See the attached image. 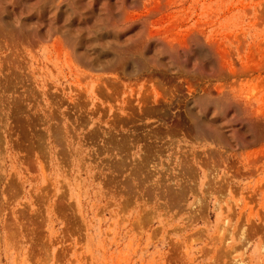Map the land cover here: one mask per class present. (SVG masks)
<instances>
[{"label":"rangeland","instance_id":"1","mask_svg":"<svg viewBox=\"0 0 264 264\" xmlns=\"http://www.w3.org/2000/svg\"><path fill=\"white\" fill-rule=\"evenodd\" d=\"M28 1L30 12L25 20L28 30L32 27L30 36L36 35L34 32L39 28L45 36L29 54V67L42 80V85L49 82L48 86L56 89L59 105L71 98L77 103L72 107L75 110H70L72 118L68 114L63 116L64 135L60 144L59 138L52 136L54 131H49L53 119L42 111L43 117L48 119L42 125V135L45 132L42 153L46 158L42 156V166L47 162L42 167L45 176L36 169L26 173L19 168L12 152L2 153L7 158V171L14 167L19 172V194L10 206L17 209L12 214L7 213V219L0 222V264H234L229 262V257H246L245 264H264V0H108L105 9L96 2L89 14L85 8L89 0L79 3L78 0L77 3L75 0ZM59 2L61 8L54 13L53 5ZM17 8H9L10 19L17 15ZM37 10L44 12L39 14ZM33 11L39 16H34ZM195 28L204 32V43H215V54L220 57L217 67L222 69L218 68L217 74L209 62L211 51L203 55L193 48L190 34ZM148 32L153 38L146 44ZM57 33H62L67 40L71 35L73 42L66 40L69 45L81 47L79 50L90 58L98 56L104 67L112 65L103 75L113 81L105 83V80L99 86L98 81L79 74L80 80L78 73L67 66L66 57L56 56L53 40ZM166 37L172 40L174 47L177 44V49L180 46V50L162 43V38L168 40ZM181 43L187 45V49H183ZM181 48L186 54L190 53L189 58ZM130 50L143 61L136 70L128 56ZM113 57L116 61L118 57L119 61L126 57L128 60L118 63ZM220 61L226 68L219 65ZM80 62L78 69L92 74ZM182 63L185 66L181 68L189 71L180 70ZM128 68L134 70L131 75L127 74ZM94 85L100 91L106 89V93L93 89ZM80 90L84 95L79 94ZM82 95L86 106L80 101ZM101 96H105L103 100ZM231 98L239 100L240 106L231 105ZM78 104H83L82 111ZM61 106L59 109L65 111ZM22 119L26 121L23 123ZM22 119L17 124L21 121L28 134L19 124L16 125L17 135L20 133L21 138L28 135L31 139L23 136L24 143L31 142V147L37 151L40 147L38 127L29 125L32 124L30 119ZM65 121L75 127L74 135L66 132ZM30 126L33 130L28 128ZM92 126L98 129L96 135ZM45 128L49 129L45 131ZM91 130L93 135L89 134ZM87 133L98 135L91 137L96 143ZM18 136V141L23 142ZM58 145L65 146L68 157L64 156V151L58 153ZM138 162L140 167L141 163L148 164L147 168L143 166L141 170ZM208 170L215 171V175ZM206 174H210L213 185L208 183L205 187V180L209 178ZM43 183L47 188H42L39 202L41 197L35 194L40 186H45ZM167 192H171V196ZM182 192L185 201L181 200L179 193ZM201 197L205 203L196 202ZM7 210L9 208L5 212ZM226 216L231 230L225 246L230 251L229 257L217 250L222 241L216 239L218 224ZM240 228H243V236ZM245 235L248 242L243 246Z\"/></svg>","mask_w":264,"mask_h":264},{"label":"bare ground","instance_id":"2","mask_svg":"<svg viewBox=\"0 0 264 264\" xmlns=\"http://www.w3.org/2000/svg\"><path fill=\"white\" fill-rule=\"evenodd\" d=\"M28 0H0V222H1V220L3 219H7V217L9 216L7 213H9L10 212V214H12L13 213V211L15 210V209H17V208H13V207H10L11 206V203H12V201L18 196V194H19V191H18V189H17V180L19 179V172H17V170H16V168H14L13 167V170L12 171H7V169L5 168L6 167V162H7V158L5 157V156H3L2 155V153L3 152H12L13 153V155L15 156V159H16V161H17V164L19 165V168L20 167H22L21 169H23L26 173L27 172H29V170H32V169H36L37 171L39 170L41 173L43 172V169L44 168H42V167H45L46 165H47V162H46V165L45 166H42V156H43V153H42V150H43V148H42V136L45 134V132L43 133V135H42V125H45L46 123H47V118H44L45 117V115H44V117H43V115H42V111H45L46 113H47V115H48V118L49 119H53V123H51V124H49V126H51L50 127V130L49 131H54L53 133H52V136L54 135V137L56 138V137H58L59 138V140H60V142L58 143V141H57V143L58 144H60V143H63V141H62V137H63V135H64V132H63V130H64V124H63V121H64V119H63V116L65 115V114H68L69 116H70V118H72V114L70 113V110H72V109H74V108H72V107H75V104L77 103H75L74 101H73V98H71L70 100H65V101H63L61 104H64V105H59L58 104V102H57V100L56 99H58V97H56V96H59L58 95V93L56 94L55 92V90H53L51 87H49L48 86V84H50L49 82H48V84H46L48 87H46V85H42V80H39L38 79V77H36L35 76V72H34V69L33 68H31V67H29V62H30V53H32V51L34 52V50H35V47L40 43V42H42V39H45V36H42V31L40 30V28H39V30H37V32H34L36 35H33V36H30V34H33V33H29L30 32V29H32V27L28 30V28H27V24H26V20H25V18H26V16H28L27 14L30 12V11H28V8H27V4H28V2H27ZM37 1V0H36ZM76 1V3H77V0H75ZM82 0H78V3L79 2H81ZM99 1V2H98ZM124 0H121L120 2H123ZM161 1V0H160ZM160 1H158L159 3H161ZM165 1V0H164ZM96 2H98L99 4V6L102 8V9H105V7H107L108 5H107V3H109L108 2V0H89L88 1V5L85 7V8H87V11H86V13H90L89 11L95 6V3ZM157 2V3H158ZM33 3H34V1H32L31 2V4L33 5ZM53 3V2H52ZM60 3L61 2H59L58 4L56 3L55 5H53L54 7L52 8V11L55 13V11L57 12L61 7H60ZM165 3V2H164ZM70 3H68V5H69ZM97 4V3H96ZM120 4V3H119ZM166 4V3H165ZM165 4H164V6H165ZM61 5H63V4H61ZM123 5V4H122ZM156 5V4H155ZM168 5V4H167ZM35 6V5H34ZM41 6V5H40ZM49 6V5H48ZM79 8H80V5H77ZM158 6V5H157ZM163 6V5H162ZM12 8V9H14V7H18L17 8V15H15L14 14V17H13V19L11 20L9 17H10V13H11V9H9V8ZM100 8V9H101ZM149 8V7H148ZM46 9V8H45ZM54 9V10H53ZM94 9V8H93ZM151 9V11H153L152 10V8H150ZM153 9H154V7H153ZM155 9H157L158 10V8H156L155 7ZM16 10V9H15ZM47 10V9H46ZM42 11V10H41ZM41 11L39 12L38 10H37V13L39 12V14L41 13ZM52 11H50V12H52ZM72 11V10H71ZM155 11V10H154ZM42 12H44V11H42ZM33 13H34V11H33ZM69 13H71V12H69ZM75 13V12H74ZM152 13V12H151ZM12 14V13H11ZM34 14H36V13H34ZM39 14H36V15H34V16H36L37 17V15L39 16ZM42 14V13H41ZM53 14V13H52ZM77 14V13H76ZM84 14V13H83ZM82 14V15H83ZM110 14V13H109ZM147 14H149V15H151L150 14V12H148ZM55 15V14H54ZM78 15V14H77ZM86 15V14H85ZM148 15V16H149ZM41 16V15H40ZM74 16H75V14H74ZM97 16V15H96ZM99 16V15H98ZM124 16V15H123ZM123 16H122V19H124L123 18ZM145 16V15H144ZM147 16V15H146ZM7 17L10 19V20H7ZM12 17V16H11ZM46 17V16H45ZM87 17V16H86ZM126 19H128L126 16H124ZM85 18V17H84ZM39 19H40V17H39ZM42 19V18H41ZM57 19H58V17H57ZM99 19V18H98ZM126 19H124V20H126ZM145 19V18H144ZM36 20V23H37V21H38V19H35ZM129 20V19H128ZM48 21H50V20H48ZM127 21V20H126ZM41 22H42V20H41ZM95 22V21H94ZM143 22V21H142ZM35 23V22H34ZM38 24H39V21H38ZM62 24V23H61ZM200 24V23H199ZM56 25V24H55ZM196 25V24H195ZM198 25V24H197ZM51 26V25H50ZM52 26H54V25H52ZM51 26V27H52ZM118 26V25H117ZM29 27V26H28ZM65 27V26H64ZM63 27V28H64ZM97 27V26H96ZM121 27V26H120ZM197 27V26H196ZM48 28H50V27H48ZM47 29V28H46ZM46 29H44V31L46 30ZM35 30V29H34ZM47 31V30H46ZM53 31V30H52ZM147 31V30H146ZM145 31V32H146ZM33 32V31H32ZM57 32V31H56ZM55 32V33H56ZM59 32H61L60 30H59ZM52 33H54V32H52ZM73 33V32H72ZM203 31H201L199 28L198 29H192V32H191V39L192 40H190V41H192L193 42V45H194V47H193V45H192V47L194 48V49H196V53H199V54H203V55H206V52L208 51V50H210L211 51V55H210V61L209 62H211V64H213L214 66H213V68L215 69L214 71L216 72L217 71V69L219 68V67H217L218 66V61H219V59H220V57H219V59L217 58V55L215 54V53H217L214 49H215V43H213L212 41V43L213 44H210V42L209 43H204V36H203ZM47 34H49V33H47ZM69 34V33H68ZM45 35V34H44ZM53 35V34H52ZM146 36H145V41L147 42L146 44H148V42L153 38V35H152V33H150V32H148L147 34H145ZM64 35L62 34V33H57V36L54 38L55 40H53V38H51L52 40H53V42H54V48H55V50H56V52H57V55L56 56H58L59 57V55H64L65 57H66V62H67V66H69L70 67V69L71 70H73L74 72H77L78 73V75L79 74H81V77L82 78H84V77H90V78H93V80H95V81H98L99 83H98V85L100 86V84L102 85V83H104V81H105V83H108V81L109 82H112L113 80H109L110 79V77L108 78V80L106 79L107 77H105V75H103L104 74V70L107 68V69H109L108 67H111V66H108V67H104L105 66V64H103V60H102V63L101 62H99V59H97V58H99L98 56H97V58L96 59H94V58H90V57H88L89 55H87V53L85 54V51H84V53L83 52H81L79 49H81V47L79 48L77 45H75L74 44V46H72V45H69L68 44V42L70 41V43H72L71 42V39H70V37H71V35L69 36V39L67 40V38H65V37H63ZM68 36V35H67ZM167 36V35H166ZM50 37V36H49ZM163 37V36H162ZM169 37V36H168ZM190 37V36H189ZM72 38V37H71ZM155 38V37H154ZM159 37H157V39H158ZM167 38V37H166ZM91 39V38H90ZM168 40H166L165 38L163 39H161V42L163 43V41H164V44H166L168 47L170 46V48H176L177 47V44H175V40L173 41L174 42V44L176 45V47H174L173 45H172V40L171 41H169L170 40V38H167ZM51 40V41H52ZM68 42H67V41ZM99 40V39H98ZM101 40V39H100ZM189 40V39H188ZM209 40V39H208ZM187 41V40H186ZM160 42V41H159ZM166 42V43H165ZM184 42V41H183ZM182 42V43H183ZM48 43V42H47ZM46 43V44H47ZM178 43V42H177ZM181 43V46L182 45H184V44H187V42L186 43H184V44H182ZM42 44V43H41ZM77 44V43H76ZM161 45H163V44H161ZM42 46V45H41ZM48 46V45H47ZM105 46V45H104ZM165 46V45H164ZM179 48H180V46H179ZM178 48V49H179ZM183 49H187V45L185 46L184 45V47H182ZM181 48V50H183ZM217 48V47H216ZM51 49V48H50ZM98 49L99 48H97L96 50L98 51ZM177 48H176V51L178 50ZM190 49V48H189ZM218 49V48H217ZM49 50V49H48ZM86 50V49H85ZM95 50V51H96ZM180 50V49H179ZM45 51V50H44ZM96 51V52H97ZM128 51V50H127ZM127 51H126V53H127ZM170 51V53H177L176 51H175V49H172V52H171V50H168V52ZM184 51V53H185V50H183ZM191 51V50H190ZM209 51V52H210ZM53 52V51H52ZM118 52V51H117ZM129 52V51H128ZM208 52V53H209ZM219 52V51H218ZM45 53V52H44ZM116 53V52H115ZM172 53V54H173ZM187 53H189V52H187ZM30 54V55H29ZM88 54H89V52H88ZM91 54V53H90ZM121 54V53H120ZM136 54V53H135ZM138 54V53H137ZM186 54V53H185ZM190 54V53H189ZM189 54H186V58L188 57L189 58V56H187V55H189ZM216 55V59L214 58V56ZM34 55V54H33ZM43 55V54H42ZM95 55H96V53H95ZM113 55L115 56V54L113 53ZM127 55V54H126ZM212 55H214V56H212ZM219 55H220V53H219ZM48 56V55H47ZM52 56V55H51ZM102 56V55H101ZM118 56V55H117ZM122 55H120V57H121ZM128 56L130 57V60L132 61V64H133V69L134 70H136L137 68H139V67H141L142 65H143V61H141V59H139L136 55H134V52L133 53H131V50H130V53L128 54ZM139 56V55H138ZM91 57H94V56H91ZM116 57V56H115ZM115 57H113L112 59H113V61H115V62H118L119 60H120V57H118V58H116L117 59V61L116 60H114V58ZM171 57V56H170ZM175 57V56H174ZM181 57V56H180ZM32 58V57H31ZM106 59H107V57H105ZM212 58L213 59H215V61L217 60V62H216V64H215V61L213 62L212 61ZM39 59V58H38ZM106 59H105V61H106ZM127 59V57L125 58V59H123L122 61L123 62H125L124 60H126ZM173 59V58H172ZM178 59H180L179 57H178ZM41 60H42V58H41ZM107 60H110L109 58L107 59ZM128 60V59H127ZM40 61V60H39ZM79 61H81L82 62V64H80V65H82L83 66V64H84V67L86 66L87 67V69L88 70H90L91 72H92V74L91 73H89L88 72V74L86 73V72H83V71H81V70H79L80 69V67H79V69H78V64H79ZM122 61H119L118 63H123ZM80 62V63H81ZM115 62H113L112 64H114ZM177 62H180V61H177ZM176 62V63H177ZM208 62V63H209ZM104 63H107V62H104ZM117 63V65H118V67H119V64ZM175 63V64H176ZM46 64V63H45ZM59 64V63H58ZM116 64V63H115ZM115 64H114V68H115ZM126 63H124L123 65H125ZM174 64V63H173ZM223 63L220 61V66L222 65ZM37 65L39 66V64L37 63ZM44 65V64H43ZM34 66V65H33ZM120 66H122V64H120ZM130 66V65H129ZM147 66V65H146ZM173 66V65H172ZM181 66H185V65H183V63H182V65H179V67H180V70L182 69L183 70V72H187V71H189V70H187V71H185L184 69V67H182L181 68ZM223 66V65H222ZM58 67V66H57ZM60 67V66H59ZM145 67V66H144ZM144 67H142V70H143V68ZM176 67H177V65H176ZM224 68H226V66H223ZM37 68V67H36ZM53 68H55V67H53ZM63 68V67H62ZM121 68V67H120ZM130 68V67H129ZM128 68V75L130 74L131 75V73L130 72H134V70L132 69L131 71H130V69ZM172 68H175V67H172ZM187 68V67H186ZM222 68V67H221ZM52 69V68H51ZM117 69V68H116ZM119 69V68H118ZM124 69V68H123ZM126 69H127V67H126ZM176 69L177 68H175V71H176ZM67 70V69H66ZM84 70H85V68H84ZM170 70V69H169ZM177 70H179V69H177ZM179 70V71H180ZM219 70L221 71L222 69H220L219 68ZM45 71V70H44ZM56 71V70H55ZM61 71V70H60ZM69 71V70H68ZM106 71H108V70H106ZM122 71V70H121ZM120 71V72H121ZM141 71V70H140ZM174 71V70H173ZM193 71H194V69H193ZM193 71H192V73H193ZM47 72V71H46ZM45 72V73H46ZM51 72V71H50ZM63 72V71H62ZM72 72V71H71ZM117 72V71H116ZM215 72H213V73H215ZM44 73V72H43ZM52 73V72H51ZM68 73V72H67ZM124 73H126V72H124ZM195 73V72H194ZM193 73V74H194ZM197 73V72H196ZM213 73H211L213 76H214V74ZM218 73V71L216 72V74ZM224 73V72H223ZM222 73V74H223ZM133 74V73H132ZM135 74H136V71H135ZM198 74V73H197ZM215 74V75H216ZM220 74V73H219ZM226 74V73H225ZM233 74V73H232ZM231 74V75H232ZM235 74V73H234ZM37 75V74H36ZM40 75V74H39ZM44 75V74H43ZM66 75V74H65ZM68 75V74H67ZM122 75V74H121ZM227 75H229L230 76V74L228 73ZM45 76V75H44ZM47 76H48V74H47ZM56 76V75H55ZM60 76H61V73H60ZM69 76V75H68ZM209 76H211V75H209ZM218 76V75H217ZM46 77V76H45ZM49 77V76H48ZM58 77V76H57ZM73 77V76H72ZM196 77V76H195ZM220 77V76H219ZM225 77V76H224ZM235 77V76H234ZM66 78V77H65ZM64 78V79H65ZM74 78V77H73ZM78 78H80V75L78 76ZM221 78V77H220ZM72 79V78H71ZM113 79V78H112ZM149 79V78H148ZM151 79V78H150ZM80 80H82L81 78H80ZM46 81V80H45ZM75 81V80H74ZM84 81V80H83ZM87 81V80H86ZM117 82V81H116ZM46 83V82H45ZM85 83V82H84ZM119 83V82H118ZM67 84V83H66ZM76 84H78V83H76ZM96 84V83H95ZM110 84V83H109ZM136 84V83H135ZM62 85V84H61ZM86 85H87V83H86ZM97 85V84H96ZM96 85H94V87L95 88H93V89H97V88H99V86L97 87ZM107 85V84H106ZM112 85L114 86L115 84H113L112 83ZM112 85H110V86H112ZM222 85H225V84H222ZM64 86H65V84H64ZM88 86V85H87ZM86 86V87H87ZM108 86V85H107ZM112 86V87H113ZM66 87V86H65ZM97 87V88H96ZM109 87V86H108ZM112 87H110L111 89H112ZM115 87H117V86H115ZM119 87H120V85H119ZM136 87V86H135ZM225 87H228V86H226L225 85ZM56 88H58V90H59V87H56ZM67 88H68V86H67ZM71 88V87H70ZM72 88H73V86H72ZM71 88V89H72ZM82 88V87H81ZM101 88H103L102 86H101ZM105 88V87H104ZM114 88V87H113ZM220 88V87H219ZM64 89V88H63ZM73 89H77V88H73ZM86 89V88H85ZM116 89V88H115ZM123 89V88H122ZM133 89V88H132ZM221 89V88H220ZM65 90V89H64ZM79 90V89H78ZM97 90H99V89H97ZM96 90V91H97ZM101 90V89H100ZM99 90V91H100ZM103 90V89H102ZM104 90H106V89H104ZM100 91L101 93L102 92H105V91ZM113 90V89H112ZM229 90V89H228ZM84 91V90H83ZM90 91V90H89ZM96 91H95V93H96ZM99 91H97L99 94H100V92ZM117 91V90H116ZM126 91V90H125ZM219 92V91H218ZM223 92V91H222ZM227 91H225V93H226ZM76 93H78V92H76ZM75 93V95H77ZM98 93H96V94H98ZM106 93V92H105ZM105 93H104V95H105ZM114 93H115V91H114ZM118 93V92H117ZM116 93V94H117ZM228 93V92H227ZM226 93V94H227ZM73 94V93H72ZM79 94H83L82 92H81V90L79 91ZM88 94V93H87ZM90 94V93H89ZM113 94V93H112ZM84 95V94H83ZM82 95V96H83ZM92 95V94H91ZM108 95H111L110 93H108ZM118 95V94H117ZM225 95V94H224ZM78 96H80V95H78ZM80 97V99L79 98H77V99H79L81 102H82V100H83V98H84V96L83 97ZM103 96V95H102ZM101 96V99L103 98L104 99V97H102ZM213 96H215V95H213ZM220 96H222V95H220ZM234 96V95H233ZM239 96V95H238ZM92 97V96H91ZM90 97V98H91ZM111 97V96H110ZM113 97V96H112ZM111 97V98H112ZM127 97V96H126ZM129 97V96H128ZM219 97V96H218ZM225 97V96H224ZM240 97H242V96H240ZM100 98V97H99ZM225 98H227V97H225ZM233 98V97H232ZM231 98V99H232ZM87 99V98H86ZM85 99V100H86ZM102 99V100H103ZM113 99V98H112ZM125 99V98H124ZM129 99V98H128ZM208 99V98H207ZM213 99V98H212ZM216 99H218L217 97H216ZM216 99H214V100H216ZM220 99H222V98H220ZM247 99V98H246ZM59 100H61V99H59ZM76 100V99H75ZM78 100V102L79 103H81L80 101ZM84 100V101H85ZM133 100V99H132ZM128 101V100H127ZM141 101V100H140ZM216 101H218V100H216ZM223 101V100H222ZM222 101H221V103H222ZM86 102H88V101H86ZM101 102V101H100ZM110 102H112V101H110ZM126 102V101H125ZM213 102H215V101H213ZM228 102H230V101H228ZM82 103H84V105L83 104H81V105H83V106H86L87 105V103H85V102H82ZM103 103H104V101H103ZM128 103V102H127ZM86 104V105H85ZM217 104V103H216ZM230 104L231 105H233V106H235V107H237V106H240V104H241V102L239 101V100H234V99H232V101L230 102ZM248 104V103H247ZM78 105H80V104H78ZM81 105L79 106V108L81 107ZM221 105V104H220ZM60 106L61 107H63V108H65V111L63 110V111H61L59 108H60ZM77 106V105H76ZM105 106V105H104ZM126 106V105H125ZM128 106V105H127ZM94 107V106H93ZM113 107V106H112ZM124 107V106H123ZM221 107V106H220ZM241 107H243V106H241ZM77 108V107H76ZM85 108V107H84ZM251 108V107H250ZM106 109V108H105ZM127 109H130V108H127ZM227 109V108H226ZM69 110V111H68ZM75 110V109H74ZM77 110V109H76ZM90 110V109H89ZM92 110V109H91ZM118 110V109H117ZM142 110V109H141ZM140 110V111H141ZM225 110V109H224ZM244 110V109H243ZM246 110V109H245ZM73 111V110H72ZM80 111H82V107H81V109H80ZM75 112V111H74ZM73 112V113H74ZM83 112H84V110H83ZM82 112V113H83ZM93 112V111H92ZM101 112V111H100ZM106 112V111H105ZM257 112V111H256ZM57 113V114H56ZM76 113H77V111H76ZM134 113V112H133ZM216 113V112H215ZM258 113V112H257ZM61 114V115H60ZM94 114V113H93ZM92 114V115H93ZM97 114V113H96ZM105 114V113H104ZM262 114V113H261ZM79 115V114H78ZM101 115L103 116V114L101 113ZM101 115H99V116H101ZM219 115V114H218ZM79 116H81V113H80V115ZM217 116V115H216ZM26 118V119H30L31 120V123L32 124H29V125H37V130H34V131H37V133H38V135H39V137H40V147L39 146H37V147H39V149L36 151V150H34L32 147H31V145H30V143L29 144H25L24 143V140L25 139H22L23 138V136L25 135L24 134V132L22 131L21 132V134L23 133L24 135L22 136V138H21V136H20V133H18V135H17V127H16V125L18 126L19 124H21V128H22V126H24V124H22L21 123V121L19 122V124H17V122H18V120H21L22 118ZM95 117V116H94ZM21 118V119H20ZM66 118H67V115H66ZM77 118V117H76ZM79 119L81 118V120L83 119L82 117H78ZM93 118V117H92ZM96 119V118H95ZM264 119V118H263ZM24 119H22V121H23ZM68 120V119H67ZM71 120V119H70ZM100 120V119H99ZM248 118H247V122H248ZM24 121H26V120H24ZM24 121H23V123H24ZM85 121H88V119L86 120L85 119ZM85 121H83V122H85ZM94 121V120H93ZM229 121V120H228ZM254 121V120H253ZM257 121H259V120H257ZM260 121H262V120H260ZM28 122V121H27ZM71 122L73 123V120H71ZM79 122H80V120H79ZM65 123H67L68 125H66V128H65V130H66V132H68V133H70L71 135H74V128H73V125L71 124V123H69L68 121L66 122L65 121ZM82 123V122H81ZM81 123H79L80 125H85V124H81ZM92 123V122H91ZM99 123H100V121H99ZM116 123V122H115ZM252 123H254V122H252ZM27 124V123H26ZM94 124H95V122H94ZM249 124H251V123H249ZM76 125V124H75ZM81 126V127H82ZM201 126V125H200ZM20 127H19V130H20ZM96 127V126H95ZM102 127V126H101ZM107 127V126H106ZM28 128H30V130H31V126L30 127H28ZM24 130H26V128H25V126H24V128H23ZM23 129H21V130H23ZM49 128H45V131H47ZM88 129V128H87ZM89 129H91V128H89ZM92 129H95L94 128V126H92ZM200 129V128H199ZM32 130H33V128H32ZM96 130H98V129H95V133L92 131L91 133H89V134H92V133H94V135H96ZM104 130H106V129H104ZM111 130V129H110ZM20 132V131H19ZM90 132V131H89ZM200 132V131H199ZM25 133H27L28 134V131L26 130V132ZM98 134H99V132H97ZM104 133V132H103ZM203 132H201V133H199L200 135L202 134ZM33 134L35 135V132H33ZM83 134H85V133H83ZM88 134V133H87ZM88 134V135H89ZM102 134V133H101ZM86 135V134H85ZM87 135V136H88ZM93 135V134H92ZM17 136L18 137H20L22 140H23V142H19L18 141V139L19 138H17ZM36 136V135H35ZM84 136V135H83ZM98 136V135H97ZM97 136H91V135H89V137H90V140L91 141H93V138H91V137H97ZM101 136V135H100ZM25 137H28V135H26V136H24V138ZM37 137V136H36ZM72 137V136H71ZM107 137V136H106ZM109 137V136H108ZM29 138V137H28ZM44 138V137H43ZM84 138V137H83ZM102 138V137H101ZM103 138H104V136H103ZM29 139H31V138H29ZM33 139V138H32ZM74 139V138H73ZM96 139V138H95ZM28 140V139H27ZM35 140V139H34ZM44 140V139H43ZM54 140H56V139H54ZM58 140V139H57ZM86 140V139H85ZM109 140V139H108ZM62 141V142H61ZM68 141V140H67ZM91 141H90V143H91ZM96 141V140H95ZM44 142V141H43ZM55 142V141H54ZM94 142V141H93ZM109 142V141H108ZM34 143V142H33ZM36 143H38V141H36ZM56 143V142H55ZM69 143V142H68ZM94 143H96V142H94ZM94 143H92V144H94ZM98 143V142H97ZM104 143V142H103ZM49 144V143H48ZM38 145V144H37ZM63 145V144H62ZM78 145V144H77ZM84 145V144H83ZM229 145V144H228ZM45 146H46V143H45ZM51 146V145H50ZM58 146H60V148L59 149H57V150H59V152L58 151H56V152H58V153H60V154H62L63 153V151L65 150V146L64 147H61V145H58ZM240 146V145H239ZM37 147H35V148H37ZM76 147V146H75ZM74 147V148H75ZM101 147V146H100ZM105 147V146H104ZM233 147H235L234 145H233ZM63 148V149H62ZM77 148V147H76ZM45 149V148H44ZM47 149V148H46ZM61 149H62V152H61ZM53 150V149H52ZM76 150V149H75ZM82 150V149H81ZM88 150V149H87ZM66 151V150H65ZM64 151V154L66 153ZM70 151V150H69ZM44 152H45V150H44ZM54 152V151H53ZM78 152V151H77ZM11 154V153H10ZM55 154H57V153H55ZM85 154V153H84ZM12 155V156H13ZM51 155V154H50ZM54 155V154H53ZM67 154H65L64 156H66ZM47 156V155H46ZM57 156V155H56ZM61 156H63V155H61ZM63 156V157H64ZM88 156V155H87ZM234 156V155H233ZM67 157H68V155H67ZM67 157H65L66 158V160H67ZM71 157V156H70ZM43 158H45L44 156H43ZM73 158V157H72ZM12 159H13V157H12ZM54 159V158H53ZM53 159H52V162H53ZM58 159V158H57ZM59 159H61V157L59 158ZM148 159V158H147ZM253 159V158H252ZM45 160H46V158H45ZM62 160V159H61ZM84 160V159H83ZM145 160V159H144ZM239 160V159H238ZM64 160H62V162H63ZM68 161V160H67ZM66 161V162H67ZM255 161V160H254ZM57 162V161H56ZM146 162V161H145ZM148 162V161H147ZM249 162H250V160H249ZM252 162V161H251ZM65 163V161L63 162V164ZM134 163V162H133ZM52 164V163H51ZM60 164V163H59ZM136 164H138L139 165V162L138 163H136ZM141 164H143L141 167H145V165H148V164H144V163H141ZM65 165V164H64ZM69 165V164H68ZM74 165V164H73ZM137 165V167L138 168H140L141 169V167H140V165L138 166ZM54 165H52V167H53ZM136 166V165H135ZM135 166H133V167H135ZM61 167V166H60ZM233 167V166H232ZM9 168V167H8ZM56 168V167H55ZM67 168V167H66ZM145 168H147V167H145ZM231 168V167H230ZM239 168V167H238ZM57 169V168H56ZM63 169V168H62ZM61 169V170H62ZM75 169V168H74ZM206 169V168H205ZM208 169V168H207ZM206 169V170H207ZM210 169V168H209ZM212 169V168H211ZM10 170H11V168H10ZM59 170V169H58ZM64 170V169H63ZM67 170V169H66ZM134 170H135V168H134ZM142 170V169H141ZM147 170V169H146ZM194 170V169H193ZM212 170H214V169H212ZM212 170H208L209 172H210V174L212 173L211 171ZM230 170V169H229ZM254 170V169H253ZM23 171V172H24ZM54 171V170H53ZM68 171V170H67ZM72 171V170H71ZM149 171V170H148ZM208 171H206L207 173H209ZM24 172V173H25ZM48 172V171H47ZM76 172V171H75ZM83 172V171H82ZM25 173V174H26ZM53 173H55V172H53ZM59 173H61V172H59ZM66 173V172H65ZM192 174L193 172H189V174ZM195 173V172H194ZM214 173V175H215V171L213 172ZM212 173V174H213ZM39 174V173H38ZM79 174V173H78ZM190 174V175H191ZM209 174V175H210ZM43 175H44V172H43ZM58 175V174H57ZM71 175V174H70ZM194 175V174H193ZM209 175H207L206 174V176H208L209 178H210V176ZM25 176V175H24ZM36 176V175H35ZM45 176V175H44ZM49 176V175H48ZM195 176H196V174H195ZM67 177V176H66ZM69 177V176H68ZM84 177V176H83ZM193 177V176H192ZM213 177H215V176H213ZM25 178V177H24ZM45 178V177H44ZM52 178V177H51ZM59 178V177H58ZM70 178V177H69ZM78 178V177H77ZM194 178V177H193ZM209 178H207V181L205 180V182H207V183H205L206 184V186L205 187H207V185H208V183H210V185L212 184L211 183V178H210V182L208 181V179ZM28 179H31V177L30 178H28ZM45 179H48V178H45ZM216 179V178H215ZM221 179V178H220ZM69 180V179H68ZM222 180V179H221ZM220 180V181H221ZM194 181V180H193ZM215 181V180H214ZM39 182V181H38ZM57 182V181H56ZM61 182V181H60ZM67 182V181H66ZM71 182V181H70ZM216 182H218V180L217 181H215V183ZM53 183V182H52ZM68 183V182H67ZM77 183V182H76ZM204 183V182H203ZM44 184V183H43ZM46 184H47V182H46ZM46 184H44L45 186H40V185H38V186H40L39 187V189L37 190V192H36V197H38V198H40L41 197V199H40V201L39 202H41V200H42V188H47V186H48V188H49V185L47 184V186H46ZM79 184V183H78ZM192 185H194L193 183H191ZM224 184V183H223ZM209 185V186H210ZM213 185V184H212ZM31 186V185H30ZM184 186V185H183ZM187 186V185H186ZM217 186H219V185H217ZM223 186V185H222ZM58 187H60V186H58ZM68 187V186H67ZM180 187V186H179ZM188 187V186H187ZM195 187V186H194ZM225 187V186H224ZM19 188V187H18ZM30 188V187H29ZM75 188V187H74ZM80 188V187H79ZM190 188H191V185H190ZM193 188V187H192ZM209 188H211V186L209 187ZM230 188V187H229ZM61 189V188H60ZM169 189V188H168ZM179 189V188H178ZM185 188H183V190L182 191H185L184 190ZM36 190V189H35ZM56 190V189H55ZM75 190H76V188H75ZM78 190V189H77ZM171 192H173L171 189H169ZM168 190V191H169ZM235 190H236V188H235ZM255 190V189H254ZM52 191V190H51ZM54 191V190H53ZM66 191V190H65ZM70 191H71V189H70ZM179 191V190H178ZM256 191V190H255ZM43 192H44V190H43ZM171 192H167V193H169L170 194V196H171ZM180 192V191H179ZM47 193V192H46ZM54 193V192H53ZM75 193V192H74ZM44 194V193H43ZM180 194V196H181V200H184V197H182V195L181 194H184V192H182V193H179ZM49 195V194H48ZM27 196H29V195H27ZM70 196V195H69ZM174 195H172V198H174L173 197ZM179 195L177 196V198H178V200H180V197ZM32 197H33V195H32ZM35 197V196H34ZM33 197V198H34ZM72 197V196H71ZM45 198H46V195H45ZM183 198V199H182ZM251 198V197H250ZM252 198H253V196H252ZM54 199V198H53ZM72 199V198H71ZM171 199V198H170ZM248 199V198H247ZM30 200V199H29ZM45 200V199H44ZM174 200H176V199H174ZM180 200V201H181ZM199 200L201 201V203H205V199L204 198H198L197 200H196V202H198L199 203ZM218 200V199H217ZM253 200H254V198H253ZM49 201V200H48ZM51 201V200H50ZM55 201V200H54ZM71 201V200H70ZM180 201H177L178 203L180 202ZM185 201V200H184ZM219 201V200H218ZM251 201V200H250ZM32 202V201H31ZM69 202V201H68ZM216 202V201H215ZM34 203H35V201H34ZM51 203V202H50ZM70 203V202H69ZM175 203H176V201H175ZM177 204V203H176ZM180 204L181 203H179V206H180ZM40 205V207H41V204H39L38 203V206ZM183 205V204H182ZM193 205V204H192ZM212 205H213V203H212ZM222 205V204H221ZM36 206V205H35ZM37 206V207H38ZM33 207V206H32ZM183 207V206H182ZM182 207H180V209H182ZM194 207V206H193ZM215 207V206H214ZM6 208H9V211L8 212H5V209ZM36 208V207H35ZM190 208V210L191 209H193L192 207H189ZM219 208V207H218ZM35 210V209H34ZM183 210H185V209H183ZM17 211V210H16ZM40 211V210H39ZM179 211V210H178ZM23 212V211H22ZM21 212V213H22ZM24 212H26L25 210H24ZM23 212V213H24ZM188 212H189V210H188ZM23 213H22V217H23ZM223 213V212H222ZM26 214V213H25ZM6 215H7V217H6ZM20 215V214H19ZM147 215V214H146ZM27 215H25L24 217H26ZM29 216V215H28ZM35 216H37V215H35ZM18 217V216H17ZM29 217H31V214H30V216ZM229 217V216H228ZM28 218V217H27ZM26 218V219H27ZM38 218V217H37ZM39 218H41V217H39ZM24 219V218H23ZM249 219V218H248ZM10 220V219H9ZM8 220V221H9ZM36 220V219H35ZM5 221V220H4ZM3 221V222H4ZM11 221V220H10ZM250 221H253V220H250ZM21 222V221H20ZM139 222V221H138ZM145 222H148V221H145ZM175 222V221H174ZM249 223V222H248ZM142 224V223H141ZM252 224V223H251ZM251 224H249V225H251ZM230 223H229V221H228V218H227V216L226 217H224V218H222V220L219 222V224H218V227H217V234H216V239H220V241H222V244H220L219 245V249H217L218 251H220V253L223 255V256H228L229 257V255H230V251L228 250V249H226L225 248V246H226V243H228V239H230V233H231V230H230ZM259 225V224H258ZM8 227H9V225H8ZM150 227V226H149ZM163 227V226H162ZM211 227V226H210ZM252 227V226H251ZM1 228V227H0ZM1 230V229H0ZM250 231V230H249ZM251 232V231H250ZM259 232V231H258ZM239 233H240V235L241 236H243L244 234H243V228H240V231H239ZM256 233V232H255ZM225 234V235H224ZM204 236V235H203ZM213 236H215V235H213ZM212 236V237H213ZM211 237V238H212ZM248 237H250V236H248ZM247 237V238H248ZM207 240V239H206ZM244 240V243H242L243 244V246L244 245H246L247 244V242H248V239H246V235H245V238L243 239ZM239 241H241L242 242V240H239ZM218 243V242H217ZM219 244V243H218ZM242 244H241V248H242ZM253 244H254V242H253ZM218 246V245H217ZM252 246V245H251ZM243 249V248H242ZM242 249H241V251H242ZM255 249V248H254ZM260 251V250H259ZM243 252L244 251H242V254H243ZM246 254V253H245ZM263 254V253H262ZM240 255V254H239ZM243 256V255H242ZM253 257V256H252ZM258 257H259V255H258ZM192 259V258H191ZM229 262L230 263H234V264H245V261H246V257H244V258H242V257H232V258H230L229 257ZM224 261V263H227V262H225V260H223ZM248 262V261H247ZM228 264V263H227Z\"/></svg>","mask_w":264,"mask_h":264}]
</instances>
